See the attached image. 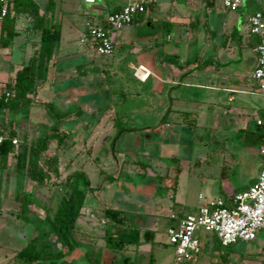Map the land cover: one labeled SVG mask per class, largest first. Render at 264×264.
Wrapping results in <instances>:
<instances>
[{
  "label": "rangeland",
  "instance_id": "obj_1",
  "mask_svg": "<svg viewBox=\"0 0 264 264\" xmlns=\"http://www.w3.org/2000/svg\"><path fill=\"white\" fill-rule=\"evenodd\" d=\"M82 2L74 0L73 16L85 19ZM250 2L251 5L242 12H227L233 16H247L256 9H264V0L247 1ZM218 4L226 10L221 0H218ZM18 26L22 37L17 38L11 47H0V85L6 88L15 82L17 71L28 64L39 46L38 36H26L24 25L19 23ZM131 28L137 30L133 23L127 25L123 29L124 36ZM146 33L154 32L139 31V38L144 39ZM69 43L70 47L78 49L80 39L73 38ZM114 51L113 57L99 55L97 58L109 59L107 63H101L100 60L99 64L105 65L97 66L94 63L88 65V68L84 65V71L78 74L80 88H97L98 96L97 99L94 96L92 102L81 104V116L74 114L60 124V130H70L71 136L66 138L64 147H57V143L51 141L48 149L42 153L41 164H44L48 172L44 183L39 185L38 181L30 180L27 175L19 177L14 153L9 156L8 168H0V264H19L16 253L40 231L37 221L31 224L16 214L20 211V202L15 199L17 193L32 191L39 201L30 207L32 214L43 219L46 213L43 205L54 212L57 198L70 191V185H66L67 178L80 170L87 172L92 189L87 192L85 207L78 219L75 250L64 258L55 259L56 263L43 261L29 264H140L143 260L141 254L147 257L153 254L159 264H171L174 254L167 230L178 221L171 217L172 214L180 217L194 211L206 197L219 195L225 185L236 188L243 185L244 178L239 174L242 166L226 164L223 156L226 154L224 149L235 148L242 143L238 134L232 132L228 140L222 141L225 130H208L199 124L191 130H184L187 126L178 123L183 119L178 120L179 116L176 118L174 114L166 112L171 101L166 95L164 100L158 99L160 97L155 92L154 82L149 80L141 83L132 78L134 71L130 63L136 60V56L130 54L127 48L124 50L117 47ZM93 66L99 69L92 70ZM51 68L47 81L56 87L64 73L56 70L53 65ZM253 71L254 68H251L243 73L247 75ZM134 73L136 75V71ZM47 81H38L35 92L31 94L33 102L24 114L13 115L7 112L0 116L7 131L10 128L17 131V150H22L25 143L35 141L43 132L50 130L53 120L44 105L50 100L44 92L55 87ZM174 92L193 95L196 102L202 100L200 104H191L193 107L203 109V100H212L213 104H217V95L214 96L216 92L202 88L180 87L174 89ZM253 99L264 101V97ZM76 106L72 105L75 109ZM118 112L132 129L124 132L112 146L111 141L117 131L115 122ZM163 120L168 121L161 130ZM234 155L237 156L235 152ZM47 160L54 161L51 165L45 162ZM135 160L145 162L147 167ZM101 169L105 170L106 175H113L115 181L102 175ZM149 180L153 183L146 185ZM107 208L122 210L120 217H123L125 225L135 223L142 230H154L155 241L146 243L142 238V252L139 253H136L135 244H129L121 250L107 248L102 237L110 225L105 215ZM197 236L202 244L200 257L205 264H224L223 260H227L228 264H241L244 258H260L256 262L260 264L264 256V228L255 240L239 241L231 247H223L211 231L198 230ZM45 240L54 248L61 247L53 233L46 236Z\"/></svg>",
  "mask_w": 264,
  "mask_h": 264
},
{
  "label": "crops",
  "instance_id": "obj_2",
  "mask_svg": "<svg viewBox=\"0 0 264 264\" xmlns=\"http://www.w3.org/2000/svg\"><path fill=\"white\" fill-rule=\"evenodd\" d=\"M36 1L40 4V13L48 16V22L60 23L62 33L61 40L54 51L52 65L56 70L62 71L64 77L61 78L60 84H56V87L47 81L55 88L45 90L46 97L63 110L75 109L72 107L74 104H77L76 108H78L83 102H92L93 98L97 99L98 90L91 86L80 88L78 74H82L84 65L88 68V65L94 63L97 66L105 64H99L101 59H97L99 55L92 43L89 41L82 43L85 25L90 20L99 21L107 13L119 10L128 0H83L82 11L86 12L85 19L73 16L74 0H61V2L55 0L56 4L52 11L47 9V0ZM247 1L236 11L242 12L248 5H251V2L247 3ZM227 11L228 9L225 10L219 6L218 0H154L148 10L139 14L134 20L133 25L135 29L137 28L136 31L131 28V31L124 36L123 28L114 33L115 50L117 47L124 48V50L127 48L130 54L136 56V60L131 61L130 67L134 72L139 69L138 73L143 79L136 76L134 72L132 78L141 83L152 80L155 92L160 97L158 99L164 100L166 95L171 101L166 112L174 114L176 118L179 116L178 120L182 119V112H192L193 116L197 117L198 124L208 130H225L222 141L228 140L232 132L238 134L243 128L256 129L255 119L264 110V101L258 100L257 102L253 99V97H264L256 93L253 72L247 75L243 73L251 68L253 70L257 63L255 46L258 40L251 33L249 23L250 16L257 9L247 16L244 14L233 16ZM261 11L264 15V9ZM70 13H72L71 16ZM24 21L25 18H22L19 23L24 24ZM138 30L141 32L152 30L154 33H146L142 39L139 38ZM19 32L18 38H21V31ZM25 34L27 36V33ZM73 38L80 39L78 49L69 46ZM114 54L115 51L110 57ZM101 61V63L103 61L107 63L109 59ZM51 67L48 80L51 75L50 71H52ZM180 87L202 88L216 92L214 96L217 95V104H213L212 100L210 102L203 100L206 107L204 106L203 109L193 107L194 105L191 104H200L202 100L196 102L193 95L187 96L183 92L175 93L174 89ZM166 88L169 90L165 91ZM77 90H80V94ZM189 106L192 108L190 109ZM178 123L184 127L187 126L184 130L192 129L183 120ZM164 124L163 121L161 130ZM259 148L260 146L257 145L241 143L235 148L224 149L226 154L223 156L226 164L228 162L230 166H242L239 174L244 178V183L239 188L225 185L219 195L206 197L201 205L218 198H230L236 192L251 185L264 165ZM141 245L142 243L138 246L136 253L142 252ZM172 248L175 257L174 247ZM200 253L188 264H205ZM141 255L143 260L140 264H147L150 255L148 257ZM154 258L156 264H159L157 257L154 256ZM259 259L244 258L241 264H257ZM223 263L228 264V261L223 260Z\"/></svg>",
  "mask_w": 264,
  "mask_h": 264
},
{
  "label": "trees",
  "instance_id": "obj_3",
  "mask_svg": "<svg viewBox=\"0 0 264 264\" xmlns=\"http://www.w3.org/2000/svg\"><path fill=\"white\" fill-rule=\"evenodd\" d=\"M9 9L7 15L3 18L0 25V47L8 48L14 45L20 34L19 20L25 18L24 31L27 34L38 36L39 46L30 57L29 62L16 73L15 82L8 87L13 91V95L5 100L0 97V116L10 112L13 115L25 113L33 99L31 94L39 84L44 83L49 76V70L53 63V56L56 46L61 40V25L59 22H48V16L40 13V4L36 0H8ZM55 0H47V9L52 11L55 7ZM116 11V10H114ZM124 91L122 95L124 97ZM48 115L53 120L49 131L43 132L35 141L25 143L22 150H17L12 140L17 137V131L10 128L8 131L3 125L0 117V168H8V160L11 153L16 157V171L19 177L27 175L30 180L38 181L39 185L44 183L48 175L44 164H41V155L48 149L49 143L55 141L57 147H64L66 138L71 136L70 130H60V124L72 117L74 114L81 116L80 108L60 109L53 101L44 104ZM182 119L189 128L198 125L197 117L192 112H182ZM164 122L168 120H163ZM115 125L117 126L116 134L113 136L111 145L114 146L117 139L126 132L131 131L132 127L127 126L124 117L118 112ZM245 145H264V131L260 128L250 130L243 128L237 135ZM56 159V158H55ZM54 159V160H55ZM99 157L97 156V160ZM53 160V161H54ZM52 160L45 162L52 165ZM147 167L146 163L141 160H135ZM100 173L108 180L115 181L113 175H106L105 170L101 169ZM72 177H74L73 180ZM178 183L177 176L175 178ZM153 183L149 180L146 185ZM66 185H70L68 194L57 198V207L54 212L49 207H44L46 213L41 219L39 216L32 214L31 206L38 204V200L32 191L23 194L17 193L15 199L20 202V211L16 214L29 223L37 221L39 233L30 239L16 253L19 264H29L33 262L49 261L56 263L57 258H64L70 255L76 246L75 234L79 228L78 219L85 207L87 192L92 189L91 181L87 172L80 170L70 175L66 180ZM151 185V184H150ZM177 186L175 185V188ZM148 195V194H147ZM122 210L107 208L105 215L110 220L105 234L102 236L107 248L124 249L127 245L135 244L136 247L142 243V238L146 242H154V230H142L138 225H125L123 217L120 215ZM124 216L127 217L124 212ZM123 222V223H122ZM55 234L59 240L58 246L54 248L50 242L45 240L46 236ZM147 264H156L153 254L150 255Z\"/></svg>",
  "mask_w": 264,
  "mask_h": 264
},
{
  "label": "built area",
  "instance_id": "obj_4",
  "mask_svg": "<svg viewBox=\"0 0 264 264\" xmlns=\"http://www.w3.org/2000/svg\"><path fill=\"white\" fill-rule=\"evenodd\" d=\"M246 0H221L223 6L231 11L238 10ZM154 0H128L119 10L107 13L99 21H88L82 43L90 42L100 56L110 57L114 53V33L134 22L137 16L148 10ZM8 0H0V24L7 15ZM250 31L257 37L255 51L257 63L252 73L256 81V93L264 95V15L261 10L254 12L250 18ZM136 70V76L143 79ZM13 91L0 85V97L5 100ZM255 126L264 131V110L255 119ZM0 136V141L3 140ZM17 139L12 140L17 144ZM264 159V145L259 148ZM178 224L167 230L169 243L174 247L175 257L172 264H188L201 251L198 230L211 231L216 234L223 247H230L239 241H252L264 228V165L257 179L247 188L233 194L230 198H218L192 212L178 217ZM260 264H264V257Z\"/></svg>",
  "mask_w": 264,
  "mask_h": 264
}]
</instances>
